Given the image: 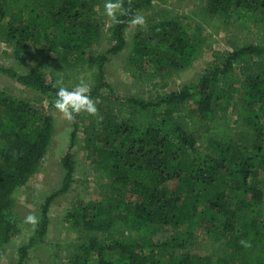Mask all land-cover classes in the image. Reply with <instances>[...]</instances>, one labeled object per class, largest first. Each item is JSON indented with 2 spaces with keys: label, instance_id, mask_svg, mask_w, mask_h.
Here are the masks:
<instances>
[{
  "label": "trees",
  "instance_id": "1",
  "mask_svg": "<svg viewBox=\"0 0 264 264\" xmlns=\"http://www.w3.org/2000/svg\"><path fill=\"white\" fill-rule=\"evenodd\" d=\"M104 2L0 0V43L30 63L25 73L0 72L50 106L58 79L66 87L87 81L96 101L95 115L73 119L54 193L79 183L72 150L81 126L91 196L77 198L67 220L87 237L66 264H264V0H199L188 15L193 20L170 8V0H122L108 26ZM160 6L163 17L155 18ZM141 11L151 15L135 24L128 40L126 28ZM242 11L251 23L245 35L254 40L229 32L227 49H214L213 37ZM104 28L106 51L98 43ZM128 43V73L139 81L152 70H180L203 49L211 59L197 82L177 91H165L167 80H149L144 99L116 95L104 80V65ZM128 103L136 109L132 124L120 117ZM52 131L43 106L0 95V252L20 231L11 216L15 193L42 163ZM52 198L15 264H24L43 240ZM158 227L172 233L158 237ZM199 234L223 244V252L214 259L189 252Z\"/></svg>",
  "mask_w": 264,
  "mask_h": 264
},
{
  "label": "rangeland",
  "instance_id": "2",
  "mask_svg": "<svg viewBox=\"0 0 264 264\" xmlns=\"http://www.w3.org/2000/svg\"><path fill=\"white\" fill-rule=\"evenodd\" d=\"M194 2L199 0H170L169 7L182 15H190ZM159 8V13H155V18L163 17V11ZM161 12V13H160ZM149 13H137L136 16H148ZM189 20L191 19L190 16ZM237 17V18H236ZM233 21L228 18L229 23L223 25L218 35L213 37V48L219 51L227 49L224 37L229 32L239 34L246 42L254 40L253 35H245L246 28L251 24L248 21V15L242 11ZM107 26L111 23L110 17L106 19ZM187 20H181L185 23ZM135 24H130L126 28L127 39L130 40ZM108 33L104 28L102 35L98 40L102 51H106L108 46L103 42L104 36ZM130 43L117 55L108 56L104 65V80L108 83L116 95H134L144 99L146 96V82L149 80H167L169 86L165 91H177L181 86L191 82H197L203 73L204 64L211 59L208 50L203 49L197 60L188 66H182L180 70L171 71L165 69L160 74L153 73L148 75L147 79L139 81L130 77L128 69V55L130 54ZM11 46L0 43V67H7L20 73H25L30 68L27 59H16L11 55ZM164 91V90H163ZM162 91V92H163ZM0 95L11 97L18 100L30 102L33 106H43L52 117L53 131L46 155L42 163L37 167L34 176L29 182L19 188L15 193V202L11 209V216L17 221L20 231L13 235L11 240L4 246L0 252V264H15L18 256V249L29 242L41 217L42 207L46 198L53 195L47 208V231L40 243H36L30 248L24 264H66L71 259L73 246L85 241L87 234L78 233L71 229L67 220V214L72 209L77 198H90L91 196V173L87 162L83 157L81 126L78 127L76 134V144L72 150L74 164V178L79 183H74L68 191L56 193L62 184L64 171L61 167V158L66 152L69 144L70 133L73 128V120L65 119L53 106L48 104V100L37 91L26 88L15 81L14 78L0 72ZM41 99L36 102L35 99ZM120 114L123 120H128L131 124L134 122L136 111L133 104L128 103L127 108ZM234 115H230L233 119ZM81 182V183H80ZM29 214H34L38 223L33 226L25 222ZM172 231L166 227H158L154 234L165 238ZM223 244L208 242L196 235L193 246L189 252H198L207 255L210 259L216 258L223 252Z\"/></svg>",
  "mask_w": 264,
  "mask_h": 264
},
{
  "label": "clouds",
  "instance_id": "3",
  "mask_svg": "<svg viewBox=\"0 0 264 264\" xmlns=\"http://www.w3.org/2000/svg\"><path fill=\"white\" fill-rule=\"evenodd\" d=\"M105 13L116 21V12L122 10V0H105ZM131 23L143 25L144 19L136 16ZM56 88L53 107L67 120H73L77 114L85 112L89 115L97 113L96 101L90 96V86L85 80H80L71 87H66L62 79H58L53 84ZM25 222L35 226L38 219L34 214H29ZM242 243H244L242 241Z\"/></svg>",
  "mask_w": 264,
  "mask_h": 264
}]
</instances>
